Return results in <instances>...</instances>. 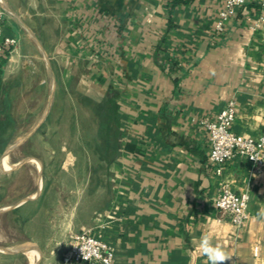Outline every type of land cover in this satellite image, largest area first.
<instances>
[{
	"label": "crops",
	"instance_id": "1",
	"mask_svg": "<svg viewBox=\"0 0 264 264\" xmlns=\"http://www.w3.org/2000/svg\"><path fill=\"white\" fill-rule=\"evenodd\" d=\"M226 1L0 0L3 33L18 40L12 52H0L2 136L7 123L24 118L7 108L14 88L62 85L99 103L118 94L121 138L110 163L111 198L88 228L112 244L114 264H206L199 252L205 233L229 254L226 264H264V167L254 170L237 156L219 174L202 126L235 102L234 132L264 134L262 11L255 3L241 6L221 31ZM48 113L3 137L4 168L43 166L40 159L12 156L40 133ZM226 185L250 195L243 226L216 205ZM38 193L20 196L0 215L19 211V249L30 264H63L60 255L41 250L54 247L58 234L44 244L38 230L29 232L39 212L28 206ZM76 230L74 218L68 220L62 243ZM11 247L0 244V252H15Z\"/></svg>",
	"mask_w": 264,
	"mask_h": 264
},
{
	"label": "rangeland",
	"instance_id": "2",
	"mask_svg": "<svg viewBox=\"0 0 264 264\" xmlns=\"http://www.w3.org/2000/svg\"><path fill=\"white\" fill-rule=\"evenodd\" d=\"M14 89L7 108L24 118L8 123L12 138L16 130L37 125L43 114L49 113L40 133L31 138L21 153L18 149L13 152V160L27 156L40 159L43 166L38 170L34 163L4 168L0 161V209L17 205L21 197L39 192L28 206L29 212H39L32 215L37 220L29 222V232L38 230L37 238L44 244L58 234L54 247L44 246L41 250L44 255H60L63 261L73 235L78 233H71L62 243L67 221L71 223L74 218L77 228L88 230L110 202V163L117 155L121 138L118 106L116 101H91L62 85ZM8 133L3 137L8 138ZM21 228L19 211L0 215V244H9L15 250L0 252V264H30L19 249Z\"/></svg>",
	"mask_w": 264,
	"mask_h": 264
},
{
	"label": "built area",
	"instance_id": "3",
	"mask_svg": "<svg viewBox=\"0 0 264 264\" xmlns=\"http://www.w3.org/2000/svg\"><path fill=\"white\" fill-rule=\"evenodd\" d=\"M249 3L260 6L261 21L264 22V0H227L221 13L218 29L223 30L226 21L236 10ZM4 12L0 4V52L10 53L17 45L15 37L3 33ZM237 118L235 102H229L215 118H206L202 126L210 138V161L217 166L218 173L231 159L242 156L247 158L254 170L264 167V134L258 137L243 136L233 130ZM250 195L248 192H235L224 186L215 202L236 226H243L250 218ZM115 249L110 242L92 230H82L73 235L69 248L63 257V264H114Z\"/></svg>",
	"mask_w": 264,
	"mask_h": 264
},
{
	"label": "clouds",
	"instance_id": "4",
	"mask_svg": "<svg viewBox=\"0 0 264 264\" xmlns=\"http://www.w3.org/2000/svg\"><path fill=\"white\" fill-rule=\"evenodd\" d=\"M199 252L206 257V264H226L229 254L219 244H213L212 237L205 233L199 239Z\"/></svg>",
	"mask_w": 264,
	"mask_h": 264
},
{
	"label": "trees",
	"instance_id": "5",
	"mask_svg": "<svg viewBox=\"0 0 264 264\" xmlns=\"http://www.w3.org/2000/svg\"><path fill=\"white\" fill-rule=\"evenodd\" d=\"M117 93L116 92H111L110 93V95L107 97V99H106V101L105 102H107V103H109V102H112V101H116V99H117ZM13 122V121H12ZM8 124V123H7ZM1 142H3V136H2V134H0V143ZM1 152V151H0Z\"/></svg>",
	"mask_w": 264,
	"mask_h": 264
}]
</instances>
